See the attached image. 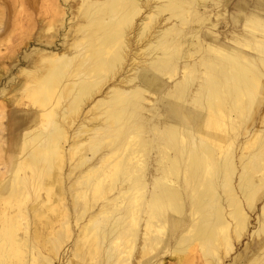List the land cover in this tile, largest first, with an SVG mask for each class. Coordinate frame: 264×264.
Returning a JSON list of instances; mask_svg holds the SVG:
<instances>
[{
	"label": "bare ground",
	"instance_id": "bare-ground-1",
	"mask_svg": "<svg viewBox=\"0 0 264 264\" xmlns=\"http://www.w3.org/2000/svg\"><path fill=\"white\" fill-rule=\"evenodd\" d=\"M0 31L32 46L0 264H264V0H0Z\"/></svg>",
	"mask_w": 264,
	"mask_h": 264
},
{
	"label": "rangeland",
	"instance_id": "rangeland-1",
	"mask_svg": "<svg viewBox=\"0 0 264 264\" xmlns=\"http://www.w3.org/2000/svg\"><path fill=\"white\" fill-rule=\"evenodd\" d=\"M8 23H10V22H8ZM7 24V23H6ZM5 24V25H6ZM3 25L4 24H2V27H3ZM6 32H1L0 31V37L1 38H3L4 37V34H5ZM17 38L19 39V35L17 36H13L12 35V38H11V41L9 42V43H4V44H1L0 45V59L2 58V57H5V55H7V54H11V55H14V53H15V57L16 56H23L25 53H27V52H29L30 51V49H31V47L32 46H30V47H27V46H25L23 43H21L18 47L16 46V40H17ZM22 38H24L25 39V36H23ZM9 44H11V45H15V52L14 53H11V50H7V49H5V48H7V45H9ZM5 65L9 68L8 69V71L6 72V73H4V75L1 77V79H0V89L1 88H6V90H5V92H4V94H6L7 93V91H8V88L10 87V85L12 84V82L14 81V80H16L17 78H18V69H19V67L21 66H19L18 64H13V62L12 61H10V60H7L6 61V63H5ZM20 77V76H19ZM21 78V77H20ZM10 97H12V93L11 94H8V95H6V98H10ZM0 102H2L4 105H5V110L7 111V110H9V108H11V106H10V104H9V102H6V100L4 99V96H3V93H0ZM6 119L7 118H4L3 119V122L4 123H6ZM2 122V123H3ZM259 203V202H258ZM257 214V212L256 213H253V215L251 216V218H253L255 215ZM253 224H254V221H253V219L251 220V224H250V227L252 228L253 227ZM260 236H257L255 239H257V238H259ZM251 240V237H249L248 236V233H245L244 235H243V237L241 238V240L237 243V249H236V251L238 252V251H240V250H242L243 248H244V246H245V244L248 242V241H250ZM231 256H233V252L230 254V256L229 255H227L226 257H225V263L227 264V263H229L230 261H231ZM166 259H168V258H166ZM168 261V263L169 264H176L175 262H174V260H171V259H168L167 260Z\"/></svg>",
	"mask_w": 264,
	"mask_h": 264
}]
</instances>
